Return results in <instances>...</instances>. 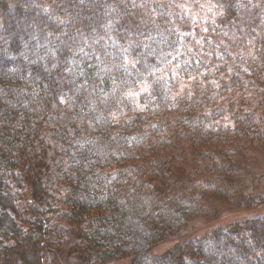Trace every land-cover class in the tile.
Returning a JSON list of instances; mask_svg holds the SVG:
<instances>
[{
  "label": "trees",
  "instance_id": "trees-1",
  "mask_svg": "<svg viewBox=\"0 0 264 264\" xmlns=\"http://www.w3.org/2000/svg\"><path fill=\"white\" fill-rule=\"evenodd\" d=\"M263 97L264 0H0V264H264V216L180 235Z\"/></svg>",
  "mask_w": 264,
  "mask_h": 264
},
{
  "label": "rangeland",
  "instance_id": "rangeland-1",
  "mask_svg": "<svg viewBox=\"0 0 264 264\" xmlns=\"http://www.w3.org/2000/svg\"><path fill=\"white\" fill-rule=\"evenodd\" d=\"M100 56L102 58L103 53ZM180 60L181 58H179V61ZM144 65H146L145 62ZM148 65H150V69L154 68V65L151 63H148ZM183 66L185 67L184 64ZM83 71L84 72L82 73L85 74L86 71ZM256 100L259 101L260 99L256 98ZM263 101L264 97L260 102ZM76 102L80 104L78 100H76ZM248 157L247 160H249V162L245 163V166L243 167L246 168L247 172L250 174L242 176L244 186L243 191H241L242 195L239 196L238 194H235L223 199L214 195L207 196L206 202L204 203L206 206V212H200V214L195 215L189 222L188 227L180 235L197 239L209 233L212 228L219 226L226 227L234 222L243 220L244 218L264 216V200H249L251 194H254L257 191L262 192V190H264V184L262 182L257 184L259 180L257 177H255L257 179L253 180L255 175L264 174V149L259 148L251 150ZM254 185H258L257 188H255ZM178 242L179 241L176 238L163 241L153 247L152 254L161 255L173 248ZM67 254L69 253L66 252L64 256H67ZM57 255L58 252H47L46 258L48 259L49 256V262L51 263ZM59 258H61L60 255ZM16 264L20 263L17 262Z\"/></svg>",
  "mask_w": 264,
  "mask_h": 264
}]
</instances>
